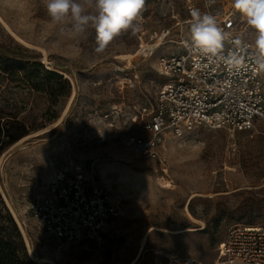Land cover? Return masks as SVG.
Masks as SVG:
<instances>
[{
	"label": "rangeland",
	"instance_id": "1",
	"mask_svg": "<svg viewBox=\"0 0 264 264\" xmlns=\"http://www.w3.org/2000/svg\"><path fill=\"white\" fill-rule=\"evenodd\" d=\"M187 1L201 3L145 0L141 31L123 33L97 53L95 30L72 34L71 19L53 22L44 0H0V121L24 131L0 153V197L35 264H52L36 257L55 264H131L138 255L136 264L164 255L212 263L231 225L264 220V121L250 131L168 133L159 148L162 163L134 155L127 143L129 136L147 134L142 124L163 82L158 56L180 50L190 35ZM219 6L231 7V0ZM236 14L237 30L252 43L246 17ZM63 163L118 203L104 241L89 250L64 247L30 213L31 201Z\"/></svg>",
	"mask_w": 264,
	"mask_h": 264
},
{
	"label": "built area",
	"instance_id": "2",
	"mask_svg": "<svg viewBox=\"0 0 264 264\" xmlns=\"http://www.w3.org/2000/svg\"><path fill=\"white\" fill-rule=\"evenodd\" d=\"M220 0L210 8L187 1L185 23L190 31V9L199 8L217 19L230 34L216 57L185 46L161 53L157 72L159 85L154 105L142 124L146 136H129L134 155L162 163L160 145L166 134L182 136L196 127L228 132L250 131L255 121H264V72L255 59L252 43L237 30V14L223 9ZM218 7V10H215ZM239 37L242 44L234 41ZM249 45L245 47L244 45ZM235 54L239 66H229L223 58ZM38 227L66 248L87 250L104 241L105 228L118 215V203L104 186L90 182L70 163L57 166L29 205ZM217 260L204 263L192 256L164 255L151 264H264V220L257 224L231 225L217 246Z\"/></svg>",
	"mask_w": 264,
	"mask_h": 264
},
{
	"label": "clouds",
	"instance_id": "3",
	"mask_svg": "<svg viewBox=\"0 0 264 264\" xmlns=\"http://www.w3.org/2000/svg\"><path fill=\"white\" fill-rule=\"evenodd\" d=\"M44 3L53 22L62 24L71 19L70 32L74 35H83L91 26L96 33L95 51L103 53L110 42L123 33L135 35L141 31L145 0H44ZM215 3L216 0H205V7L210 8ZM231 5L246 17L253 37L256 63L264 70V0H231ZM190 16V41H186L185 46L216 57L224 48L225 41L230 39V34L218 26L211 13H202L194 7L190 9ZM234 43L239 46L242 39L237 37ZM223 59L229 66L243 63L242 58L235 54Z\"/></svg>",
	"mask_w": 264,
	"mask_h": 264
},
{
	"label": "trees",
	"instance_id": "4",
	"mask_svg": "<svg viewBox=\"0 0 264 264\" xmlns=\"http://www.w3.org/2000/svg\"><path fill=\"white\" fill-rule=\"evenodd\" d=\"M45 72L52 77L61 78V75L54 71L46 70ZM23 134L24 131L20 126L15 130H11L10 126H7V123H2L0 121V153ZM0 210L5 212L4 217L9 226V228L5 229L1 224L2 217H0V264H35V261H31L28 258L20 233L11 215L6 211L1 197Z\"/></svg>",
	"mask_w": 264,
	"mask_h": 264
},
{
	"label": "bare ground",
	"instance_id": "5",
	"mask_svg": "<svg viewBox=\"0 0 264 264\" xmlns=\"http://www.w3.org/2000/svg\"><path fill=\"white\" fill-rule=\"evenodd\" d=\"M3 196H4V198L6 199V197H5L4 194H3ZM209 196H211V194H209ZM6 202H7V200H6ZM8 202H9V201H8ZM8 202H7V204H8V206H9L10 212H11L12 216L14 217L16 223L18 224L20 230L22 231V233H23V235H24L25 243H26V245L28 246V250H29L30 255L33 256V255H32V251H31V249H30V247H29L28 241H27V239H26V237H25V233H24L23 227H22V225H21L20 219L18 218L16 212L13 210V208L9 205ZM190 216H191V215H190ZM191 217H192V216H191ZM192 218H193V217H192ZM35 259L38 260V261H41V262H48V263L55 264V263L53 262V260L49 259L48 257H36ZM138 259H139V255H138V256H137V257L131 262V264H136L137 261H138Z\"/></svg>",
	"mask_w": 264,
	"mask_h": 264
}]
</instances>
